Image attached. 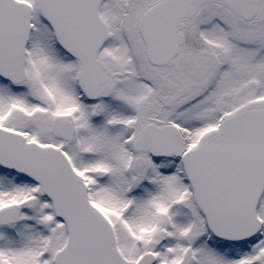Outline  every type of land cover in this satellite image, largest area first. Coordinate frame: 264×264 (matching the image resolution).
<instances>
[{
  "label": "snow or ice",
  "instance_id": "obj_1",
  "mask_svg": "<svg viewBox=\"0 0 264 264\" xmlns=\"http://www.w3.org/2000/svg\"><path fill=\"white\" fill-rule=\"evenodd\" d=\"M0 264H264V0H0Z\"/></svg>",
  "mask_w": 264,
  "mask_h": 264
}]
</instances>
